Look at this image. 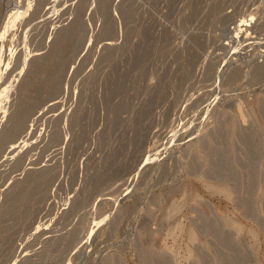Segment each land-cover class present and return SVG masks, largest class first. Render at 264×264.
I'll return each mask as SVG.
<instances>
[{
	"label": "rangeland",
	"instance_id": "rangeland-1",
	"mask_svg": "<svg viewBox=\"0 0 264 264\" xmlns=\"http://www.w3.org/2000/svg\"><path fill=\"white\" fill-rule=\"evenodd\" d=\"M0 20V264H264V0Z\"/></svg>",
	"mask_w": 264,
	"mask_h": 264
},
{
	"label": "bare ground",
	"instance_id": "bare-ground-1",
	"mask_svg": "<svg viewBox=\"0 0 264 264\" xmlns=\"http://www.w3.org/2000/svg\"><path fill=\"white\" fill-rule=\"evenodd\" d=\"M13 1V0H12ZM24 11V10H23ZM1 21V20H0ZM41 34V33H40ZM69 39V38H68ZM36 72V71H35ZM50 92V91H49Z\"/></svg>",
	"mask_w": 264,
	"mask_h": 264
}]
</instances>
